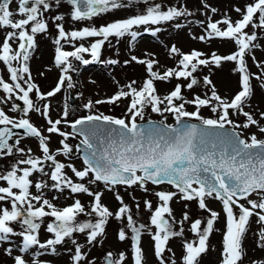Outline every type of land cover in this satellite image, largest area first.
I'll return each instance as SVG.
<instances>
[{
    "label": "snow or ice",
    "instance_id": "snow-or-ice-1",
    "mask_svg": "<svg viewBox=\"0 0 264 264\" xmlns=\"http://www.w3.org/2000/svg\"><path fill=\"white\" fill-rule=\"evenodd\" d=\"M201 4L205 19L197 20L196 24L203 34L193 39L209 45L216 41L222 46L231 44L234 51L227 55L196 49L183 53L172 46L169 53L179 57L178 62L162 73L154 70L159 64L156 59L132 56L131 61L145 66L148 78L142 86L137 88V81L132 80L111 97L95 101L97 105L119 106V101L127 100L124 118L92 114L94 103L89 100L84 104L88 115L69 120L66 105L60 118L53 120L50 98L65 85L68 89L75 86L69 75L77 70L73 61L82 65L100 62L102 48L110 38L119 41L130 37L131 43L140 35L136 29L141 26L179 21L193 13L183 4L165 6L156 0H0V29H10L0 43V63L8 73L7 79L0 75L3 93L0 105L13 99L23 103L19 119L10 117L0 107V160L17 157L9 169L0 170V243L11 244V237L22 238L19 254L14 255L12 247L4 249L12 264H47L39 257L56 255L57 246L68 242L74 246L71 264H94L88 255L90 248L86 251L75 234H82L86 245L95 246L102 243L100 238L106 236L111 220L122 225L116 233L118 241H130L131 264H147L142 247L144 235L150 237L158 264H201L210 250V237L220 231L216 225L221 212L209 207V201H218L224 215L219 264H243L247 256L244 243L253 223L259 225L255 233L256 247L264 251V139L256 134L241 138L243 130L252 127L264 134V124H261L264 111L246 110L251 108L256 92L253 81H258L259 89L264 90V61H258L253 54L254 49L261 47L258 41L264 35V0L234 7L233 11L238 14L235 20L228 13L213 19L218 10L205 0ZM138 5L145 6L143 12L99 27L71 31L65 27L70 22L92 21ZM65 6L70 7L61 11ZM50 25L55 29L54 64L60 75L55 87L44 93L33 82L29 61L38 47L37 37L49 35ZM184 26L175 25L178 29ZM146 30L153 36L160 31L159 28ZM90 38L95 39L88 46L73 43ZM65 43L72 44L73 50H64ZM85 54L91 59H85ZM249 57L259 74L251 72ZM229 64L232 74L238 77V91L230 99L218 93L211 78L213 69H223ZM202 69H208L209 74L198 78ZM173 79L186 84L176 83L167 94H158L155 82L170 83ZM197 89L203 90L201 94H197ZM185 90L191 98L184 94ZM33 94L36 100L44 102L42 107L34 102ZM189 107L193 110L189 111ZM146 109L163 119L148 120L147 127L138 124V118L145 119ZM17 110L18 106L12 104L10 111ZM202 110L210 111L216 118L204 117ZM33 112L43 118L45 128L31 122ZM168 115L175 120L174 125L166 123ZM61 125L72 131H63ZM13 129L22 130L23 135H16ZM53 135L61 138L60 147L55 150L51 147ZM76 136L80 141L73 146L68 141ZM29 138L36 140L39 155L32 148L22 146ZM77 153L82 156H76ZM59 157H64V162ZM74 159L82 160V168L75 166ZM163 184L175 191L149 188L153 185L158 189ZM91 186L98 190L94 191ZM120 188L135 203L137 213L141 208L135 194L137 189L156 197L155 208L151 200H143L144 210L150 213L146 224L134 218ZM65 191L72 196L91 198L90 207L86 209L79 198L68 206L57 207L53 201L58 203ZM105 192L114 195L119 205L115 211L103 202ZM48 194H52L51 199L47 198ZM177 198V202H185L186 209L179 220L171 207ZM190 202H195L207 217L193 219L187 211ZM81 216L92 219L81 221ZM46 218H52L51 222L46 223ZM185 222L190 225L187 231L192 239L186 238ZM45 224L44 230L51 238L42 242L40 232ZM14 225H19L20 230L16 231ZM177 238L183 241L179 259L170 247V242ZM26 256H31V260ZM104 264H129V254L109 251ZM251 264H264V259L252 260Z\"/></svg>",
    "mask_w": 264,
    "mask_h": 264
},
{
    "label": "rangeland",
    "instance_id": "rangeland-1",
    "mask_svg": "<svg viewBox=\"0 0 264 264\" xmlns=\"http://www.w3.org/2000/svg\"><path fill=\"white\" fill-rule=\"evenodd\" d=\"M156 2L161 3L165 6H177L179 4H183L190 10L193 15L190 17L181 18L179 21L167 22L160 25H152V26H141L136 29L140 35L137 37V40L130 43V37L121 38L119 41L116 40L115 37L110 38V42L106 43L102 48L100 62L92 63L89 66L82 65L79 62L73 61L74 67L77 69L76 71L70 72L69 75L72 77V81L74 83V87L68 89L65 87L62 89L60 93H58L55 97L50 98L51 100V118L53 120L60 118L63 109L67 105L69 111V120H75L78 117H84L88 115L89 112L85 110L84 104H86L89 100L93 101L94 107L92 112H97L98 114L103 113L105 115L124 118V112L126 110V105L128 103L127 100H121L118 102L119 106L109 105V104H95L97 100H104L112 95H114L120 88L132 80H136L137 84L135 85L137 88L142 86V82L148 78L146 69L144 65L137 64L134 61H131L132 56H136L139 59L150 60L156 59L159 64L154 69L159 72H163L168 68H173L176 66L179 57L171 56L169 53V49L172 46L177 47L181 52L188 53L193 49L201 50L204 52L216 51L220 55H227L230 52L235 50L234 45L222 46L220 42H212L210 45L200 42L198 39H193L194 36H199L203 34L201 28L196 24L197 20H204L205 16L201 15L204 11L201 0H156ZM206 3L215 7L218 12L213 17V19H220L224 13H228L232 17L233 20L238 18V14L233 11L234 7H243L246 3H251L252 0H205ZM15 8V4L12 5ZM70 6H65V9H61V11H66ZM145 6L138 5L133 6L129 9L116 10L112 13H108L106 15H102L100 17L94 18L92 21H81L75 23H67L65 25L66 30H79L83 27L88 26H96L99 27L101 25H105L109 22L119 19L128 18L130 15L137 14L139 12H143ZM211 15V13H209ZM190 21V23H188ZM176 23L185 24L184 27L176 28ZM51 28V25H50ZM159 28L160 31L157 32L155 36L151 34L150 30L146 29H155ZM6 31H10V29H0V43L4 38V33ZM55 34V29L51 28V33L47 36L40 35L37 37L38 47L36 51L33 53L32 58L29 61V68L31 75L33 77V82L37 84V86L41 89L42 92L47 93L52 88L55 87L59 75L60 70L56 68L54 64V49L55 45L53 44V38ZM258 35H261L258 32ZM95 38H90L87 41H76L73 42L76 46L83 43L85 46L94 40ZM18 43V42H17ZM261 44L260 48L254 49L253 54L255 55L258 61H264V35H261V39L258 41ZM16 45L13 44V47ZM64 50L72 51V44L65 43ZM85 59H91L90 56L85 54ZM108 60H116L117 64H108ZM125 61H129L125 64ZM248 64L251 72L259 74V70L252 63L251 57L248 58ZM85 66V67H84ZM232 65H226L223 69H213L211 78L214 81L218 93L222 97L231 98L238 91V77L233 75L230 71ZM43 73V76H41ZM208 69H202L198 73V78H202L203 75H208ZM0 75H3L5 79L8 78V73L4 68L3 64L0 63ZM176 83L186 84V81H177L173 79L170 83H164L161 81L155 82L158 94L161 96L167 94L171 90L174 89ZM254 86H256L255 96L251 100V108H246V110L255 109L257 111H264V90L259 89L258 81H253ZM125 90H127L125 88ZM203 90L197 89V94H201ZM184 94L191 98L189 92L187 90L184 91ZM0 95H3L0 92ZM69 95L72 96V102L69 98ZM34 102L37 106L42 107L44 102L36 100L34 94L32 95ZM16 104L18 106L17 112L10 111L11 105ZM10 117L19 119L22 116L23 103L22 101L11 100L8 104L0 105ZM189 111L193 109L191 107L188 108ZM202 114L206 118H216L210 111L202 110ZM31 122L34 123L37 127L43 129L46 127V123L42 117L37 115L35 112L30 113ZM152 118L156 120H161L163 117L152 113L150 109L145 110V119ZM258 118V116H257ZM233 119H236L233 117ZM242 119V118H241ZM143 120V121H144ZM139 120V118L137 119ZM175 120L171 115H168L166 120L167 124H173ZM261 124H264V121H261ZM61 129L65 132H70L69 127L61 125ZM240 131V130H237ZM16 135H23V132L16 131L14 132ZM252 134H256L259 139H264V134H260L255 127H252L249 130H243L242 138L248 139V137ZM45 135L47 133L45 132ZM15 138V137H14ZM61 138L53 135L51 139V147L53 150L60 147L59 140ZM78 137L72 138L68 142L74 146L75 142L78 140ZM22 146L27 148H32L36 155H39L37 151V142L34 139H26L22 142ZM17 157H5L0 160V170L9 169L11 164ZM59 159L64 162V157H59ZM75 166L78 168H82V162L80 159H74L73 161ZM71 175V173H69ZM92 189H96L95 186H91ZM102 188V186H101ZM149 188L153 190H167V191H175L171 186L167 184L160 185L157 189L153 185H149ZM35 192V189L32 190ZM121 195L124 196V199L127 203H129L132 208L134 218L137 219L139 223H147L150 213L143 208V200L149 199L153 203V208H155L157 204V199L154 195H145L141 193L138 189L136 191V196L138 200H140L141 208L139 213H137V209L135 207V203L131 200V198L126 194L123 188L119 189ZM52 194H48L47 198L51 199ZM58 195V194H57ZM76 198L81 199L82 203L86 206V209L90 207V199L89 197L79 195L72 196L70 193L65 191V193L61 196V199L57 203L53 201V203L57 204V207H64L72 204ZM103 202L110 208V210L115 211L118 208V203L116 202L114 195L109 192H105L103 196ZM174 200L171 204L174 215L179 220L181 218L182 213L186 210L184 208V201ZM209 207L212 209L221 212V219L217 222L216 227L220 229L218 232H214L210 237L209 245L210 250L208 253L204 255L202 258L201 264H219L220 262V251H221V240L224 227V215L222 212L221 205L218 201H209ZM190 216L193 219H205L207 217V213L200 211L195 202H190V206L187 209ZM52 218H46V223L51 222ZM81 221H87L92 219L88 216H81L79 218ZM122 225L115 220H111L106 229V236L100 238L102 243H98L95 246H88L85 242V237L82 234H75V238L78 243L85 245V250L88 251L89 258L94 262V264H104L105 254L109 251L117 254L121 251H124L129 254V264H131L130 260V241H126L125 243H121L116 238V233L118 229ZM189 224L185 222L184 227L186 230V238L192 239V234L187 231L189 228ZM46 224L42 226V230L40 232V240L44 242L46 239L51 238V234L47 233L44 228ZM177 227H179L177 225ZM14 229L19 231V225H14ZM259 225L253 223L252 231H250L246 237L244 247L247 250V256L244 259L243 264H251L252 260L264 259V251L260 250L256 247V237L255 233L258 231ZM11 244L0 243V264H12L11 257L7 256L4 253V249L6 247L13 248V254H19L18 249L22 245V238L20 237H11ZM182 243L181 239H173L170 242V247L175 251L176 258L179 259L182 252ZM142 247L144 248L146 254L147 264H158L156 261L152 247L150 237L144 235L142 237ZM74 246L68 242L66 244L57 246L58 253L56 255H44L40 256L39 259L47 262V264H71L70 256L72 255V249ZM41 251V250H35ZM31 256H26V259L31 260Z\"/></svg>",
    "mask_w": 264,
    "mask_h": 264
},
{
    "label": "water",
    "instance_id": "water-1",
    "mask_svg": "<svg viewBox=\"0 0 264 264\" xmlns=\"http://www.w3.org/2000/svg\"><path fill=\"white\" fill-rule=\"evenodd\" d=\"M70 99H71V102H72V96L70 95ZM147 121L148 120H145V121H139V122H137L138 124H141L142 126H144V127H147L148 125H147ZM151 121H153V122H159L160 120H151ZM190 123H198V121H189ZM175 123H173V124H169V125H174ZM16 131H20V132H23L22 130H20V129H13V132H16ZM71 131H72V129H71ZM80 138V137H79ZM242 138V137H241ZM79 141H80V139L76 142V144H75V146L76 145H78L79 144ZM82 147V146H81ZM76 156H82V153H77L76 154Z\"/></svg>",
    "mask_w": 264,
    "mask_h": 264
},
{
    "label": "flooded vegetation",
    "instance_id": "flooded-vegetation-1",
    "mask_svg": "<svg viewBox=\"0 0 264 264\" xmlns=\"http://www.w3.org/2000/svg\"><path fill=\"white\" fill-rule=\"evenodd\" d=\"M72 139V137H70V139L69 140H71Z\"/></svg>",
    "mask_w": 264,
    "mask_h": 264
},
{
    "label": "trees",
    "instance_id": "trees-1",
    "mask_svg": "<svg viewBox=\"0 0 264 264\" xmlns=\"http://www.w3.org/2000/svg\"><path fill=\"white\" fill-rule=\"evenodd\" d=\"M97 113V112H96ZM147 119H151V118H147Z\"/></svg>",
    "mask_w": 264,
    "mask_h": 264
}]
</instances>
